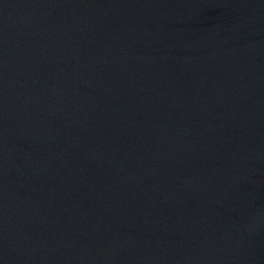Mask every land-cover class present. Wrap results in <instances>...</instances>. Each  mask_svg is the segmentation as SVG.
<instances>
[{
    "label": "water",
    "instance_id": "obj_1",
    "mask_svg": "<svg viewBox=\"0 0 264 264\" xmlns=\"http://www.w3.org/2000/svg\"><path fill=\"white\" fill-rule=\"evenodd\" d=\"M0 264H264V0H0Z\"/></svg>",
    "mask_w": 264,
    "mask_h": 264
}]
</instances>
